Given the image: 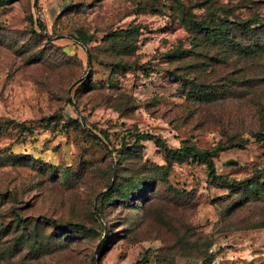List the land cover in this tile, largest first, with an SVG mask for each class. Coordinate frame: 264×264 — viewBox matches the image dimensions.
Masks as SVG:
<instances>
[{
	"label": "rangeland",
	"instance_id": "obj_1",
	"mask_svg": "<svg viewBox=\"0 0 264 264\" xmlns=\"http://www.w3.org/2000/svg\"><path fill=\"white\" fill-rule=\"evenodd\" d=\"M246 22L257 25L237 28ZM143 133L217 150L225 180ZM254 135L264 0H11L0 7V264H264Z\"/></svg>",
	"mask_w": 264,
	"mask_h": 264
},
{
	"label": "trees",
	"instance_id": "obj_2",
	"mask_svg": "<svg viewBox=\"0 0 264 264\" xmlns=\"http://www.w3.org/2000/svg\"><path fill=\"white\" fill-rule=\"evenodd\" d=\"M10 3H11V0H0V7H5ZM192 24L196 30H199L201 32L200 34L203 35V37H206V38L208 37V40H212L213 38L218 37V35L214 34V31L211 28V26H208L206 22H197V23L192 22ZM256 25H257V22H251V23L246 22V23L238 24L237 28H241L242 30L248 31V30L254 29L253 27H255ZM223 37H224L223 38L224 40H228V38L225 35H223ZM76 125L81 126L78 122H76ZM253 137L258 142L264 145V135H254ZM135 138L139 140L153 141L157 147L164 148L165 151L171 157L175 159H182L183 157H188V158L191 157V158L196 159L199 163L203 164L206 167L209 178L212 179V181L215 183H220L225 180L223 176H218L216 175V172H215V165H214L213 158L217 154V150L200 151L188 145H183L182 147L178 149H167L163 140H161L158 136H154V135L147 134V133L136 134ZM117 186L118 185L110 184L108 188L111 187L112 189H116ZM97 213L99 214L100 212L97 211ZM69 228L76 230V231L83 230V227L80 225L69 224ZM211 257L212 256H210L207 260H205L203 264L210 263Z\"/></svg>",
	"mask_w": 264,
	"mask_h": 264
}]
</instances>
